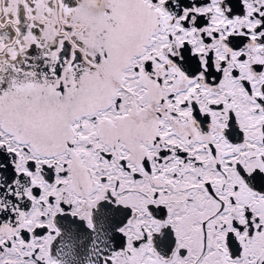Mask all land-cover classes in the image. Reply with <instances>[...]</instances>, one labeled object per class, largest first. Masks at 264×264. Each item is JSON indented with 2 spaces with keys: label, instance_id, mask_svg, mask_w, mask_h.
Wrapping results in <instances>:
<instances>
[{
  "label": "snow or ice",
  "instance_id": "1",
  "mask_svg": "<svg viewBox=\"0 0 264 264\" xmlns=\"http://www.w3.org/2000/svg\"><path fill=\"white\" fill-rule=\"evenodd\" d=\"M0 264H264V0H0Z\"/></svg>",
  "mask_w": 264,
  "mask_h": 264
}]
</instances>
